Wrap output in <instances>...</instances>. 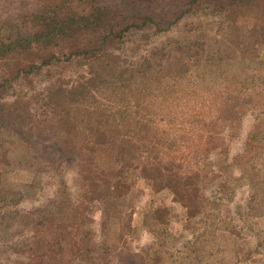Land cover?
Masks as SVG:
<instances>
[{
	"label": "rangeland",
	"instance_id": "374dc122",
	"mask_svg": "<svg viewBox=\"0 0 264 264\" xmlns=\"http://www.w3.org/2000/svg\"><path fill=\"white\" fill-rule=\"evenodd\" d=\"M252 1L182 14L179 0H98L143 27L74 48L46 37L43 12L95 0H0V264H264V0ZM107 52L120 54L111 71L95 62ZM72 85L90 92L68 103Z\"/></svg>",
	"mask_w": 264,
	"mask_h": 264
},
{
	"label": "trees",
	"instance_id": "16d2710c",
	"mask_svg": "<svg viewBox=\"0 0 264 264\" xmlns=\"http://www.w3.org/2000/svg\"><path fill=\"white\" fill-rule=\"evenodd\" d=\"M95 1H96L95 2L96 4L90 5V10L88 9L89 7H85L83 9L84 10L83 12H86V13H81V12H77L76 10H72L73 8L71 6L63 5L60 2L55 3L53 6L49 5L48 9L46 10L47 12H43L44 13L43 17L49 16V19L45 21L46 22L44 25L45 28L42 31H45L44 33L47 35L46 37L62 40L63 42L69 44L68 46L77 48L81 45H84V44L87 45L91 43H95L96 45H98V47H102L107 42L111 41L112 39L124 38L126 33H128L129 31L133 29L132 27L133 24H136L135 28L141 29L143 27L142 25L135 23L134 21L126 23V24H124L123 22L122 23L119 22V18L122 16V14H119L120 15L119 16L110 6L106 5L105 3H99L98 0H95ZM140 1L141 0H127V2L129 3L133 2L132 4L134 5H136ZM166 1L167 0H150V3L155 4L153 6V8H155L156 5H157L156 7L158 6L160 7V5L157 4V2L164 4V7H168L170 3L175 5V2H177V0H168L169 3L167 4ZM179 1L180 2L176 8L181 7L180 13L182 14L186 13L187 11H191L193 5H195L198 2V0H179ZM249 1L253 2L252 0H249ZM123 2H126V0H123ZM235 2L240 3V0L238 1L235 0ZM151 9L148 8L146 9V11L149 12V10ZM52 14L58 15V21H56L54 25L50 24V21H51L50 18L52 17ZM148 14L149 13H146L147 16L144 17L145 21H148L149 18H151L150 16H148ZM135 16L132 15L130 18H135ZM144 25L146 24L144 23ZM163 26L164 28L168 29V25L166 26L162 25V27ZM255 30L256 32L260 31V29H255ZM36 32H37L36 35L34 34L33 37L38 36L39 31H36ZM262 36H264V31H262ZM87 51L88 50H86V52ZM78 53L80 54V52ZM85 54H89V53H85ZM111 56L112 55L109 52H107L104 54V57H102L101 59H97L95 62L97 63L108 62L106 63L105 66H108V69L109 68L113 69L111 68L110 60L116 55H113V57ZM116 59L117 60L120 59V54H117ZM115 62L116 61L113 60L111 64H115ZM110 69L109 71H111ZM105 71H108V70H105ZM109 75H113V73ZM97 78L98 76H92L88 78L82 83V86L83 84L84 85L88 84L90 86L92 81H95V79ZM82 86L81 88H77V86L72 85L68 89L62 90L60 95H64L65 100L68 103L81 101L85 97L86 92L87 94L90 92V90L89 91L85 90V86L84 88H82ZM77 93L78 95H76V97H73ZM129 130H133V127ZM117 132L120 135L121 132L120 131H117ZM127 133L128 135L131 136V133L129 132ZM115 136H116V131L111 130L110 139L112 140L113 143H114ZM99 160L101 161L103 160V158L100 157ZM89 252H90V249H87L83 251V254H88ZM76 260L77 259H75V261Z\"/></svg>",
	"mask_w": 264,
	"mask_h": 264
}]
</instances>
